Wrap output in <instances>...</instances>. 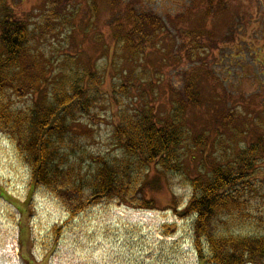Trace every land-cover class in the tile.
Segmentation results:
<instances>
[{
  "label": "rangeland",
  "instance_id": "374dc122",
  "mask_svg": "<svg viewBox=\"0 0 264 264\" xmlns=\"http://www.w3.org/2000/svg\"><path fill=\"white\" fill-rule=\"evenodd\" d=\"M3 6L29 27L30 57L49 68L50 91L69 69L81 76L99 74L91 112L70 128L68 141L76 155L70 153L71 166L77 172L79 167L82 174L90 171L94 157L122 159L113 138L122 112L147 104L166 119L175 109L172 88L181 98L194 81L199 92L198 104L185 115L189 135L182 146L183 170L160 174L151 169L148 187L136 191L140 204H151L149 211L115 201L70 217L54 195L30 193L32 171L0 131V197H5L0 198V264H22L23 253L20 259L15 254L16 221L20 234L25 230L31 262L207 264L194 247L189 179L210 173L220 156L217 138L237 156L247 144L264 140V0H0V18ZM143 15L166 25L158 35L153 34L161 31L159 24L146 31L147 39L153 35L149 43L132 25V16ZM126 35L145 50L133 54ZM18 97L8 94L15 111L29 110L39 99ZM236 131L246 135L234 139ZM198 136L207 139L206 148L197 145ZM254 171L258 181L245 197V214L219 218L214 224L218 236L264 235V155Z\"/></svg>",
  "mask_w": 264,
  "mask_h": 264
},
{
  "label": "trees",
  "instance_id": "16d2710c",
  "mask_svg": "<svg viewBox=\"0 0 264 264\" xmlns=\"http://www.w3.org/2000/svg\"><path fill=\"white\" fill-rule=\"evenodd\" d=\"M11 13L7 6L2 7L0 131L17 145L32 171L30 193L45 190L54 195L72 218L103 202L137 203L143 210L153 209L146 201L140 204L142 201L135 197L136 191L148 187L151 169L160 174L183 170L182 146L188 142L189 135L184 124L185 115L189 106L198 104L199 91L195 90V82L186 84L185 95L181 98V94L171 89L175 109L166 119L158 118L155 110L147 104L122 112L120 125L113 135L123 152L122 159L94 157L90 171L82 174L81 167L77 172V166H71L70 156L76 155L73 143L68 139L75 120L89 115L93 108L100 84L99 74L87 71L81 76L69 69L68 73L57 76L59 87L50 91L49 68L42 69L30 57L32 36L29 27L14 20ZM131 20L133 27L141 32L144 43H149L153 35H158L166 27L162 19L148 15L132 16ZM158 24L161 31L147 39L146 31L158 28ZM124 42L133 54L145 50V47L139 49L134 44V36L129 38L126 35ZM144 43H140L141 46ZM12 93L18 98L37 95L39 99L29 110L15 111L8 100V94ZM234 135L235 139L246 134L236 131ZM220 139L214 142L220 156L215 157L210 173L189 179L193 195L188 212L195 217V250L199 260L207 264H264V235L218 236L214 227L223 216L245 214V197L255 190L253 184L258 181V173L254 170L264 155V140L247 144L237 156L232 146H228L232 153L226 151ZM206 141L204 136L196 138L201 148H206ZM219 147L224 148L223 152H219Z\"/></svg>",
  "mask_w": 264,
  "mask_h": 264
},
{
  "label": "flooded vegetation",
  "instance_id": "af4514ba",
  "mask_svg": "<svg viewBox=\"0 0 264 264\" xmlns=\"http://www.w3.org/2000/svg\"><path fill=\"white\" fill-rule=\"evenodd\" d=\"M16 229L19 230V224H16ZM23 235L22 236L19 234V242H20V246H21V249L23 251V264H43V261L41 262H31L30 260H28L26 257H25V241H24V238H23Z\"/></svg>",
  "mask_w": 264,
  "mask_h": 264
}]
</instances>
